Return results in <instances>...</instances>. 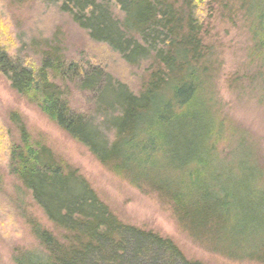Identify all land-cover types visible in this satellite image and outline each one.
<instances>
[{
    "label": "trees",
    "instance_id": "obj_1",
    "mask_svg": "<svg viewBox=\"0 0 264 264\" xmlns=\"http://www.w3.org/2000/svg\"><path fill=\"white\" fill-rule=\"evenodd\" d=\"M244 1L253 20V51L264 65V0ZM48 2L92 44L143 70L141 87L134 90L106 68L52 46L28 63L9 54L0 39V74L10 87L99 163L167 200L196 240L264 264L262 172L252 155L225 166L217 153L228 132L209 105L202 28L211 0ZM18 126V142L3 143L2 155L55 234L32 222L42 251H21L15 263L203 264L186 259L169 238L119 221L76 170Z\"/></svg>",
    "mask_w": 264,
    "mask_h": 264
},
{
    "label": "rangeland",
    "instance_id": "obj_2",
    "mask_svg": "<svg viewBox=\"0 0 264 264\" xmlns=\"http://www.w3.org/2000/svg\"><path fill=\"white\" fill-rule=\"evenodd\" d=\"M208 4L202 36L208 49L204 65L209 79L208 96L212 98L209 105L224 120L228 132L217 146L218 157L225 166L233 157L236 165L253 157L264 183V65L258 52L253 51V20L244 0H211ZM0 39L9 54L19 55L28 63L52 46L68 58L106 68L134 90L140 89L139 78L145 74L123 64L104 46L92 44L70 17L48 0H0ZM20 122L33 143L44 145L63 166L76 170L122 223L169 238L188 260L259 264L217 253L205 239L196 240L167 200L139 189L125 175L99 163L26 96L17 94L1 74L0 264H17L14 256L21 251H42L32 234V222L55 234L53 225L23 190L21 182L10 174L2 155L3 143L18 142ZM235 176L240 178L242 169H237Z\"/></svg>",
    "mask_w": 264,
    "mask_h": 264
}]
</instances>
